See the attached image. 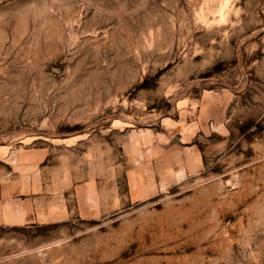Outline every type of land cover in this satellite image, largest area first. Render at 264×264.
<instances>
[{"label":"rangeland","instance_id":"obj_1","mask_svg":"<svg viewBox=\"0 0 264 264\" xmlns=\"http://www.w3.org/2000/svg\"><path fill=\"white\" fill-rule=\"evenodd\" d=\"M0 264H264V0H0Z\"/></svg>","mask_w":264,"mask_h":264}]
</instances>
